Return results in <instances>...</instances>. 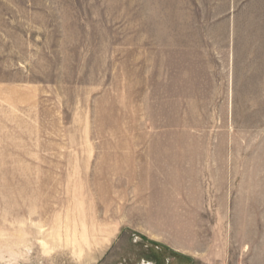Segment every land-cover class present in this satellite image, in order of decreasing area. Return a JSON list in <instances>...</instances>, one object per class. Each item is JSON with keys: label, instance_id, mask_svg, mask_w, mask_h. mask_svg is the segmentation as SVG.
<instances>
[{"label": "rangeland", "instance_id": "rangeland-1", "mask_svg": "<svg viewBox=\"0 0 264 264\" xmlns=\"http://www.w3.org/2000/svg\"><path fill=\"white\" fill-rule=\"evenodd\" d=\"M0 264H264V0H0Z\"/></svg>", "mask_w": 264, "mask_h": 264}]
</instances>
